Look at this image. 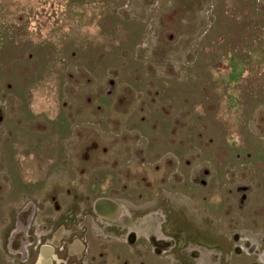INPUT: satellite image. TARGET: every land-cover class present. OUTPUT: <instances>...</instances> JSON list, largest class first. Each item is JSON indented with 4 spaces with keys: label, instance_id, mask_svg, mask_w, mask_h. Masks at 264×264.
Here are the masks:
<instances>
[{
    "label": "rangeland",
    "instance_id": "1",
    "mask_svg": "<svg viewBox=\"0 0 264 264\" xmlns=\"http://www.w3.org/2000/svg\"><path fill=\"white\" fill-rule=\"evenodd\" d=\"M32 236L264 264V0H0V264Z\"/></svg>",
    "mask_w": 264,
    "mask_h": 264
},
{
    "label": "flooded vegetation",
    "instance_id": "2",
    "mask_svg": "<svg viewBox=\"0 0 264 264\" xmlns=\"http://www.w3.org/2000/svg\"><path fill=\"white\" fill-rule=\"evenodd\" d=\"M33 237V236H32ZM43 246H39V244H37L36 243V241L34 240V237H33V242L31 243V248L28 250V259L24 262V263H30V261L31 260H33L34 259V262L36 261H38V257H40L41 255H45V256H47L48 254H46V252L44 253L43 251H42V248ZM160 248V247H159ZM161 249V248H160ZM54 250H55V248H54ZM43 255V256H44ZM53 257H51V262H48L47 260H44L43 259V262H41V264H55V262H54V259L56 260V259H58L57 258V256H58V254L57 255H55V252H54V255H52ZM46 258V257H45ZM47 259V258H46ZM58 261H59V259H58ZM65 264V262L64 261H60L59 262V264Z\"/></svg>",
    "mask_w": 264,
    "mask_h": 264
},
{
    "label": "crops",
    "instance_id": "3",
    "mask_svg": "<svg viewBox=\"0 0 264 264\" xmlns=\"http://www.w3.org/2000/svg\"><path fill=\"white\" fill-rule=\"evenodd\" d=\"M53 248H55L54 246H52ZM41 249H43V247L41 248ZM56 249V248H55ZM46 252V254H48V257L47 256H45L44 254V256L43 255H41L40 256V262H43V259L44 260H47L48 262H51V257H53L52 255H54V252H55V250L53 251V252H51L50 254L48 253V251L47 250H44V253ZM47 259H46V258Z\"/></svg>",
    "mask_w": 264,
    "mask_h": 264
},
{
    "label": "water",
    "instance_id": "4",
    "mask_svg": "<svg viewBox=\"0 0 264 264\" xmlns=\"http://www.w3.org/2000/svg\"><path fill=\"white\" fill-rule=\"evenodd\" d=\"M44 250H47L48 253L50 254L51 252L54 251V248L52 246L45 245V246H43L42 251L44 252ZM47 257H48V255H47Z\"/></svg>",
    "mask_w": 264,
    "mask_h": 264
}]
</instances>
